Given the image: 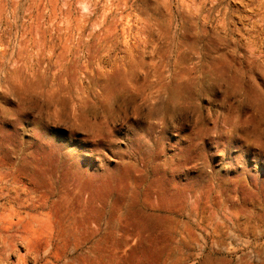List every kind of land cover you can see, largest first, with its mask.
Masks as SVG:
<instances>
[{
	"label": "rangeland",
	"instance_id": "1",
	"mask_svg": "<svg viewBox=\"0 0 264 264\" xmlns=\"http://www.w3.org/2000/svg\"><path fill=\"white\" fill-rule=\"evenodd\" d=\"M0 238L264 264V0H0Z\"/></svg>",
	"mask_w": 264,
	"mask_h": 264
},
{
	"label": "bare ground",
	"instance_id": "2",
	"mask_svg": "<svg viewBox=\"0 0 264 264\" xmlns=\"http://www.w3.org/2000/svg\"><path fill=\"white\" fill-rule=\"evenodd\" d=\"M2 232H3V229L1 230ZM15 236V235H14ZM7 238V237H6ZM12 238V237H11ZM1 239V238H0ZM16 239V238H15ZM10 242V241H9ZM23 242V241H22ZM10 244V243H9ZM3 246H4V244H3ZM12 246H13V244H12Z\"/></svg>",
	"mask_w": 264,
	"mask_h": 264
}]
</instances>
